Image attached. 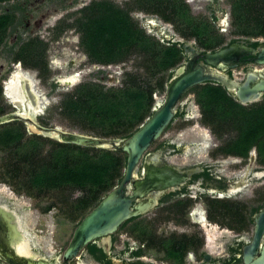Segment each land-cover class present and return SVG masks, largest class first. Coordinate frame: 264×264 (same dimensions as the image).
<instances>
[{
	"label": "flooded vegetation",
	"instance_id": "flooded-vegetation-1",
	"mask_svg": "<svg viewBox=\"0 0 264 264\" xmlns=\"http://www.w3.org/2000/svg\"><path fill=\"white\" fill-rule=\"evenodd\" d=\"M65 1L19 0L16 3L11 2L0 6V15L7 13L14 16L13 22L6 32L5 42L0 47L1 98H6L11 108L10 111L4 114L10 112L21 113L27 115L39 126L50 129L58 127L50 126L43 118L45 111L44 96L36 89L33 74L23 71L22 68L33 71L38 78L44 77L40 76L41 71L38 69L25 68L20 62H14V53L19 46L29 39H39L37 33L41 29L46 30L47 33H52V36H49V41H46L47 43L44 42V39H39L46 44L45 55L49 72L44 76L48 77L53 65V60L51 61L48 58L49 53L52 52V48L48 43L51 44L55 41L57 25H64L65 27L71 25L70 28H74L72 33L77 34L76 44L82 57L93 65L107 66L90 61L86 52L80 46L81 34L74 22L81 16L80 11L92 2L109 1L113 3V1L92 0L77 7L73 13L62 15L61 18L56 19V15L65 10ZM173 1L127 0L124 2L123 7L115 4L119 9L126 11L136 27L141 29L151 40L178 50L175 64L160 72L162 74L167 72L168 74L165 93L170 82L178 76V70L186 67L190 61L207 67L205 55L212 54L230 45L246 46L256 52L264 47V41L256 38L259 36L253 37L250 31L244 33L243 30L248 27H264V0H184L182 4H177V6ZM82 2L83 0H73L70 5L75 7ZM196 3L203 4L202 9L206 20L197 22L191 20V23H188V26H190L189 32L183 35L182 38H175V35L167 28V23L171 21L173 15L172 12L174 10L184 11L186 17H189V9H191V5ZM132 13H143V24L135 22ZM137 14L135 16H138ZM64 17L65 19L71 18V21L67 22L63 19ZM64 32L66 31L64 30ZM225 34H229V37H226ZM66 35L63 37H66ZM220 35L226 38H221ZM53 45L56 48V42ZM255 56V54L242 56L233 62L231 67L223 65L224 70L212 66L208 67L214 74L228 75L235 80L237 79L234 75H240L241 79L237 81L242 82L245 74L255 68L253 63ZM125 61L118 64H125ZM18 69L28 73L33 80L28 78L31 83V86L28 87L25 81L22 82L16 79L18 95L17 98L11 99L6 88L12 78L17 75ZM259 69L263 70V68ZM73 81L68 78L50 80V92L55 91L59 86H68ZM94 83L98 84L97 81H94ZM207 85L221 86L216 83H203L186 91L177 103L171 123L161 136L150 144L134 172V177L142 180L148 168L152 171L168 170L172 177L178 179L175 185L166 189L154 188L145 197L135 199L132 202V207L143 202L153 205L145 213L130 218L111 235L90 242L74 258L65 261L62 255L72 238L75 228L110 191L119 187L125 165L115 185L105 192L94 205L89 203L90 201L86 197V189L71 188V194L73 193L72 202L76 214L77 211L85 212L77 220L72 216L75 225L69 240L62 250L59 249L56 256L47 259L48 263L56 258L54 264H226L228 262L229 264H243V250L252 240L255 216L264 207V162H260L255 146L244 154L230 152L228 144H233L240 135L234 128L212 130L210 126L202 121L203 117L196 102V95ZM77 86L68 93L72 92ZM222 88L226 91L224 87ZM31 90L34 95L31 94ZM190 92L192 94L187 97ZM68 93L62 94V97ZM226 93L240 104L234 95L228 91ZM162 102L154 101L151 112L153 113L158 109ZM240 105L250 108V111L257 110L259 107H264V95L255 102ZM192 106L196 107V110L192 109ZM194 120L198 121L202 127H206L207 131L200 132L194 139L184 140L180 137V134L187 130L188 122ZM9 123H17L22 126L25 140L39 137L58 142L55 139L31 132L24 122L13 121ZM173 126L175 128L171 130ZM167 131H169L168 134ZM260 138H264V134ZM40 144L42 146H45V144L50 145L47 152L51 150L49 142H41ZM116 150L119 149L113 151ZM132 189V184H129L123 186L122 191L127 195L130 194ZM248 199L254 202L253 207H248L247 202L250 201ZM149 214H151V217L148 220L142 219ZM166 223L172 225V227L162 231L161 225ZM203 226L210 230L215 228L225 236L228 233L232 234V239L227 237L230 240L226 243L222 254L209 251L208 239L210 234L206 235ZM159 231L162 233H158ZM123 234L133 235L138 241L130 243L128 239L120 240L119 237ZM117 244L120 246L117 247ZM0 264L9 263L0 258Z\"/></svg>",
	"mask_w": 264,
	"mask_h": 264
},
{
	"label": "trees",
	"instance_id": "trees-1",
	"mask_svg": "<svg viewBox=\"0 0 264 264\" xmlns=\"http://www.w3.org/2000/svg\"><path fill=\"white\" fill-rule=\"evenodd\" d=\"M18 1L0 0V6ZM80 13L81 16L74 23L81 34L80 46L93 63L118 64L136 53L144 60L149 59L150 69L160 73L177 61V49L151 40L136 27L126 11L109 1H94ZM172 14L187 21V25L191 23L184 11L174 10ZM13 18L7 13L0 15V47L5 42ZM70 27L57 25L56 39L65 28ZM259 28L260 34H264V27ZM247 29H243L244 33ZM45 50L46 44L41 40L29 39L14 53V62H20L25 68H36L41 71L40 76H44L49 72ZM133 75L124 73L119 88H105L94 82L80 84L62 97V113L82 122L84 127L99 130L103 137L129 138L147 113V117L152 114L149 110L154 102V89L150 81L137 75L133 78ZM196 102L202 113V121L212 130L234 128L239 132L233 144H228L231 153L244 154L255 146L260 162H264V138H260L264 134V107L250 111V108L241 106L228 96L221 86L211 85L197 92ZM3 114L0 109V116ZM41 142H49L51 150L39 160ZM0 147L11 152L5 163L7 168L0 170L2 183L20 184L25 179L24 189L31 196L33 193L34 197H40L49 190L86 189V197L91 205L115 185L126 159L119 150L85 148L39 137L25 140L22 126L17 123L0 125ZM17 192L20 193V188ZM49 208H45L44 212Z\"/></svg>",
	"mask_w": 264,
	"mask_h": 264
},
{
	"label": "water",
	"instance_id": "water-1",
	"mask_svg": "<svg viewBox=\"0 0 264 264\" xmlns=\"http://www.w3.org/2000/svg\"><path fill=\"white\" fill-rule=\"evenodd\" d=\"M252 54L256 55L253 60L255 68L245 74L242 82L228 75L214 74L208 67L212 66L224 70L223 65L231 67L233 62L240 57ZM205 63L208 65L207 67L190 61L186 67L180 68L177 72L178 76L168 85L165 98L159 108L153 111L152 115L125 140L42 127L33 122L27 115L17 112L0 116V125L21 121L29 127L31 132L55 139L62 144L108 151L119 149L126 155L124 174L119 187L110 191L77 225L68 246L63 252L62 258L65 261L74 258L90 242L111 235L123 223L145 213L153 205L143 202L132 207V202L135 199L145 197L154 188L166 189L175 185L178 179L172 177L168 170H166L167 172L164 170L152 171L148 168L142 180L136 179L134 172L150 144L157 140L171 123L177 103L186 91L199 84L216 83L234 95L242 105L255 102L264 95V69H259L264 67V47L256 52L252 48L233 44L205 55ZM21 81H25L28 87L31 86L26 77ZM31 94L34 95L32 90ZM129 184H132L133 189L130 194L125 195L122 188ZM22 242L29 251L25 255H19L15 249ZM28 242V238L20 228L18 218L13 211L0 205V258L9 264L56 263V258L48 263L47 259L49 258L32 253ZM242 258L243 264H264V207L255 216L252 240L244 247Z\"/></svg>",
	"mask_w": 264,
	"mask_h": 264
},
{
	"label": "rangeland",
	"instance_id": "rangeland-1",
	"mask_svg": "<svg viewBox=\"0 0 264 264\" xmlns=\"http://www.w3.org/2000/svg\"><path fill=\"white\" fill-rule=\"evenodd\" d=\"M72 1L73 0L65 1V10L61 13H58L56 15V19L61 18L62 15L65 16L73 13L77 7L87 4L92 0H83L82 3H79V5L75 7L70 5V2ZM111 1H113L114 4L123 7L124 2L127 0ZM183 1L184 0H174L173 2L177 6V4H182ZM202 6V3L191 5V9L188 11V16L192 22L206 20ZM164 13L166 14L167 12ZM132 14L135 22L137 21L139 24H143V13ZM136 14L138 16H135ZM63 19H65V17ZM70 19L71 18H66L65 20L70 22ZM167 25L168 30L175 35V38H182L183 35L189 32L190 28V26H188L182 19L176 18L173 15L171 17V21L168 22ZM73 29L74 28L66 29V32H63L57 39H55L53 43H48L50 48H52V52L49 53L48 58L51 59V61L53 60V65L48 77L43 76L44 78H38L33 71L25 70L23 68L22 70L28 72L29 74H33L36 89L42 96H44L45 111L43 113V118L50 126L96 137L119 138L103 137L101 136L99 130L91 129L87 126V124L85 125L87 127H84L82 122L65 116L62 113V109L60 107L62 94L68 93L78 84L87 81H97L98 84L104 86L105 88H119L122 86L124 73L128 72L139 76L140 79L143 78L145 81H150V84L154 89L153 100L155 102H161L165 98V83L167 81L168 74L167 72L163 74L156 73L155 70H151L148 63L149 59L144 60V58H140L136 53L131 54L125 61V64L121 63L107 66L93 65L92 63L87 62L84 57H82L81 51L77 48L78 46L76 44L77 34L72 33ZM247 31L252 32L253 37L259 36L256 37L258 40L264 41V35L260 34L261 28L248 27ZM65 34H67L66 37H63ZM37 36L39 39H44V42L47 43L46 41H49V36H52V33H47L46 30L41 29L37 33ZM225 36L229 37V34H225ZM220 37L224 38L223 35H220ZM55 42L56 48L53 45ZM135 75H133V78ZM234 77L237 80L241 79L240 75L235 74ZM67 78L74 80L73 83L68 86H59L55 91L50 92V80H61ZM191 94L192 93L190 92L187 97ZM0 109H2L4 113L11 110L9 102L6 98L0 99ZM192 109L196 110V107L192 106ZM148 115L149 112L147 113L146 118ZM200 126L201 125L196 120L188 122L187 130L184 131L183 134H180V137L184 138V140L194 139L200 132L207 131V129H205L206 127ZM174 128L175 126H173L171 130ZM168 133L169 131H167V134ZM40 148L39 160L44 158L47 150L50 148V145L45 144V146H41ZM10 153L9 150L2 149L0 147V170L7 168L5 163L10 158ZM26 181L27 180L24 179L20 181V184L15 182L12 184H7L0 181V205L4 206L10 211H13L15 216L18 218V221L20 218H22L23 224L25 226V232H27L29 235L28 244L32 253L46 258L54 257L56 256V253L59 251V249L62 250L64 248L66 242L71 236L75 225V220L73 221L72 216H74L77 220V218L81 217L85 211H77L76 214V210H74V205L72 202L73 193L71 194V188H64L62 190H49L40 197H34L32 192L31 196L28 194L26 189H24ZM16 188L17 190L20 188V193L17 192ZM247 203L249 204L248 207H253V205H255L251 200ZM48 206L50 207L49 212H44V209ZM149 217H151V214L142 219L148 220ZM169 227L171 228L172 225H168L167 223L161 225L162 231L168 230ZM203 229L207 236L210 234V238L208 239L209 251L222 254L224 252L226 243L232 239V234L228 233V235L225 236L221 231H218L215 228L210 230L205 226H203ZM158 233L162 232L159 231ZM227 237H230V239H227ZM119 238L120 240L128 239L130 243H136V241H138L133 235L123 234ZM116 246L119 247L120 245L117 244Z\"/></svg>",
	"mask_w": 264,
	"mask_h": 264
},
{
	"label": "bare ground",
	"instance_id": "bare-ground-1",
	"mask_svg": "<svg viewBox=\"0 0 264 264\" xmlns=\"http://www.w3.org/2000/svg\"><path fill=\"white\" fill-rule=\"evenodd\" d=\"M16 73H17V75L14 76V77H16L17 80H21V79L24 78V77H26V79H28V78L31 79V78H30V75H28V73L23 72V71L20 70V69H18ZM14 79H15V78H14ZM14 79H13L10 83H8L7 88H6V90H7V94L11 97V99H15V98H17V95H18V93H17V89H16V88H17V84H16V82H14ZM31 80H33V79H31ZM19 226H20V228L22 229L23 233L26 235V237L29 238L28 233L25 232V226H24V224H23L22 218L19 219ZM29 240H30V239H29ZM15 249H16V252H17L19 255H25V254H27V252H29V251H28V248L26 247V245H24L23 242H22V243H19V244L15 247Z\"/></svg>",
	"mask_w": 264,
	"mask_h": 264
}]
</instances>
